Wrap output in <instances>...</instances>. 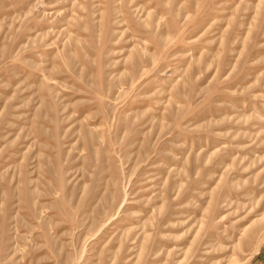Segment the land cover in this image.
I'll return each instance as SVG.
<instances>
[{
    "label": "rangeland",
    "instance_id": "rangeland-1",
    "mask_svg": "<svg viewBox=\"0 0 264 264\" xmlns=\"http://www.w3.org/2000/svg\"><path fill=\"white\" fill-rule=\"evenodd\" d=\"M263 241L264 0H0V264Z\"/></svg>",
    "mask_w": 264,
    "mask_h": 264
},
{
    "label": "crops",
    "instance_id": "crops-1",
    "mask_svg": "<svg viewBox=\"0 0 264 264\" xmlns=\"http://www.w3.org/2000/svg\"><path fill=\"white\" fill-rule=\"evenodd\" d=\"M248 264H264V241L260 249L254 253Z\"/></svg>",
    "mask_w": 264,
    "mask_h": 264
}]
</instances>
